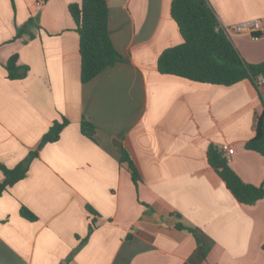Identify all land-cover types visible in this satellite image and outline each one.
<instances>
[{"label": "crops", "instance_id": "0c3cea01", "mask_svg": "<svg viewBox=\"0 0 264 264\" xmlns=\"http://www.w3.org/2000/svg\"><path fill=\"white\" fill-rule=\"evenodd\" d=\"M106 1L121 60L82 84L68 12L80 0H0V166L26 160L53 123L67 121L0 195V264H264V198L240 204L207 160L210 146L227 145L230 168L264 188V157L244 148L264 87L160 74L158 56L182 43L172 0ZM206 1L223 33L260 22L258 39L224 34L246 63L264 62V0ZM13 55L27 71L10 80Z\"/></svg>", "mask_w": 264, "mask_h": 264}, {"label": "trees", "instance_id": "16d2710c", "mask_svg": "<svg viewBox=\"0 0 264 264\" xmlns=\"http://www.w3.org/2000/svg\"><path fill=\"white\" fill-rule=\"evenodd\" d=\"M68 12L79 38L80 81L85 84L107 67L119 62L121 56L114 49L108 35L106 0H80V3L70 4ZM170 15L178 28L182 43L163 50L158 56L156 67L160 74L222 86L247 80L260 92L257 82L260 77L264 80V62L249 64L240 57L230 40L219 29L215 13L206 0H172ZM16 60L17 56L13 55L5 65L7 78L10 80L26 75L27 68H19ZM66 124L65 119L60 123H53L42 137L37 150L14 168L0 166L3 174L0 195L26 177L29 163L37 156L38 150L47 143L55 142ZM93 129L89 122H81V131L86 136L91 138ZM244 148L264 157V110L257 117L254 135L244 144ZM207 160L237 202L251 205L264 198V188L244 182L230 168L218 148H208ZM121 162L126 164L133 183L137 184L140 181L139 174L126 152H123ZM88 212L94 214L91 210ZM20 214L29 221L36 219L23 207ZM177 227L181 228L179 225ZM261 248L264 251V243Z\"/></svg>", "mask_w": 264, "mask_h": 264}, {"label": "built area", "instance_id": "2783aa9c", "mask_svg": "<svg viewBox=\"0 0 264 264\" xmlns=\"http://www.w3.org/2000/svg\"><path fill=\"white\" fill-rule=\"evenodd\" d=\"M36 5H37V7H39L40 3L38 2ZM261 31H262V26L258 20L241 22V23L235 24L231 27H227L224 29V33H226V34H232V33L245 34V33H247L249 35H252V33H253V36H252L253 39H258ZM257 84H258L259 90L261 92L263 87H264L263 78L260 77L258 79ZM220 151H222V153L225 154L226 160L229 161V156H228L229 155V148H228V146L222 145L220 148Z\"/></svg>", "mask_w": 264, "mask_h": 264}]
</instances>
